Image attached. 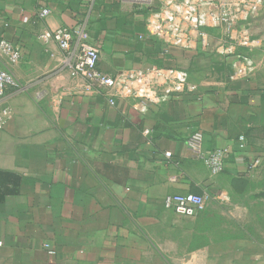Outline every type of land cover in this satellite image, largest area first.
I'll use <instances>...</instances> for the list:
<instances>
[{"label":"crops","instance_id":"crops-1","mask_svg":"<svg viewBox=\"0 0 264 264\" xmlns=\"http://www.w3.org/2000/svg\"><path fill=\"white\" fill-rule=\"evenodd\" d=\"M157 5L0 0V39L23 50L16 64L0 54V69L19 83L0 97V264L258 261L239 230L222 239L223 213L211 210L225 204L213 199L220 192L236 204L264 167V55L252 53L258 66L250 77L228 81L229 59L214 54L221 31H206L195 50L166 48L145 29ZM60 27L88 33L102 73L173 67L186 70L197 90L144 114L131 99L110 103L103 90L88 91L87 81L71 76L73 49L38 41L40 32ZM251 32L264 45V11ZM56 93L63 95L58 107ZM194 131L203 135V151L227 152L221 172L213 174L186 148ZM187 193L209 195L205 210L187 218L163 208L167 195Z\"/></svg>","mask_w":264,"mask_h":264},{"label":"built area","instance_id":"built-area-1","mask_svg":"<svg viewBox=\"0 0 264 264\" xmlns=\"http://www.w3.org/2000/svg\"><path fill=\"white\" fill-rule=\"evenodd\" d=\"M158 5L145 19V29L149 37L164 47L195 50L208 30L221 31L214 46V54L221 59H229L228 81H238L250 77L257 69L258 60L252 53L260 51L264 55L262 41L251 32V21L264 11V0H156ZM49 11L42 9L41 17ZM42 44L55 43L60 51L69 52L72 77L87 81L86 90L92 87L103 90L112 103L116 99H131L133 109L144 114L151 107L169 101L173 96L195 92L197 87L190 83L186 70L173 67L121 70L114 75L102 73L97 68L98 50L90 43L88 33L81 27L69 29L60 27L44 30L37 35ZM0 54L10 64L18 63L23 56L19 44L0 39ZM19 88V83L8 70L0 69V97L7 89ZM62 93L54 94L53 105L58 107ZM147 132V131H145ZM241 147L243 138L240 137ZM203 135L192 132L185 141L186 148L197 160L203 162L213 174L222 171L227 152L217 149L205 152L202 149ZM169 158L170 154H165ZM259 161H254L253 166ZM220 203H229L230 197L220 192L213 197ZM209 195L173 194L163 200V208L175 214L192 218L205 210ZM44 247L49 255H54L48 244Z\"/></svg>","mask_w":264,"mask_h":264},{"label":"rangeland","instance_id":"rangeland-1","mask_svg":"<svg viewBox=\"0 0 264 264\" xmlns=\"http://www.w3.org/2000/svg\"><path fill=\"white\" fill-rule=\"evenodd\" d=\"M236 204H215L212 212L223 213L220 223L223 227V240L237 238L250 245L247 252L258 260L255 264H264V167L257 169L248 188L235 197ZM237 206V207H236ZM237 213L236 221L228 214ZM218 224L219 221H216Z\"/></svg>","mask_w":264,"mask_h":264}]
</instances>
